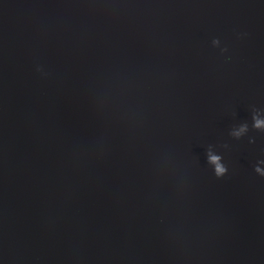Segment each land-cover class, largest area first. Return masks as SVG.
Segmentation results:
<instances>
[{"label":"water","instance_id":"1","mask_svg":"<svg viewBox=\"0 0 264 264\" xmlns=\"http://www.w3.org/2000/svg\"><path fill=\"white\" fill-rule=\"evenodd\" d=\"M257 120L264 0H0V264H264Z\"/></svg>","mask_w":264,"mask_h":264},{"label":"clouds","instance_id":"2","mask_svg":"<svg viewBox=\"0 0 264 264\" xmlns=\"http://www.w3.org/2000/svg\"><path fill=\"white\" fill-rule=\"evenodd\" d=\"M214 43H216V41H214ZM262 124H264V121L257 120L254 126L259 128L262 126ZM243 130L244 129L242 128L241 131H243ZM236 135H239V132H237ZM210 160L212 163H214L216 165V175L218 177L222 176L226 172V168L219 163L220 157L219 156H210Z\"/></svg>","mask_w":264,"mask_h":264}]
</instances>
